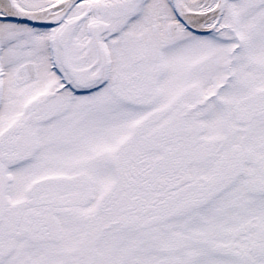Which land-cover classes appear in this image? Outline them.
Returning a JSON list of instances; mask_svg holds the SVG:
<instances>
[{
  "label": "snow or ice",
  "instance_id": "1",
  "mask_svg": "<svg viewBox=\"0 0 264 264\" xmlns=\"http://www.w3.org/2000/svg\"><path fill=\"white\" fill-rule=\"evenodd\" d=\"M0 264H264V0H0Z\"/></svg>",
  "mask_w": 264,
  "mask_h": 264
}]
</instances>
